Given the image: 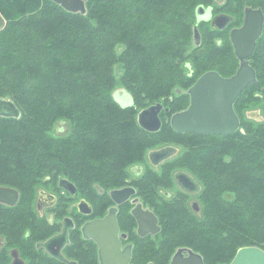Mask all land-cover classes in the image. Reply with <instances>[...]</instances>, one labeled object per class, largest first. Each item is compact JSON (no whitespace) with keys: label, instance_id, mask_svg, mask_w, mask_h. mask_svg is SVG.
Returning <instances> with one entry per match:
<instances>
[{"label":"trees","instance_id":"trees-1","mask_svg":"<svg viewBox=\"0 0 264 264\" xmlns=\"http://www.w3.org/2000/svg\"><path fill=\"white\" fill-rule=\"evenodd\" d=\"M212 3L87 0L85 12H73L54 0H0L6 20L0 97L20 109L18 116H0V185L19 192L15 204L0 203V233L8 245L33 244L38 227H45L37 224L33 202L46 181L58 187L57 180L67 178L94 194L98 183L121 184L127 167L153 146L173 144L185 147L173 165L202 183L203 216L172 209V240L216 264L230 261L240 246L264 249V120L241 115L242 107L257 104L264 116V28L250 56L257 80L234 104L239 129L181 133L170 123L171 114L189 105L187 90L201 74L215 69L229 76L239 66L228 35L221 44L211 37L214 28L202 37L196 9ZM223 6L236 23L246 6L264 12V0H225ZM120 84L131 104L115 98ZM155 102L168 110L160 114V129L150 131L137 116ZM57 120L70 121L68 134L50 132ZM6 262L0 254V264Z\"/></svg>","mask_w":264,"mask_h":264},{"label":"flooded vegetation","instance_id":"flooded-vegetation-1","mask_svg":"<svg viewBox=\"0 0 264 264\" xmlns=\"http://www.w3.org/2000/svg\"><path fill=\"white\" fill-rule=\"evenodd\" d=\"M210 12L209 19L198 22L213 25L214 16L227 13L215 12L214 5ZM182 151L173 144L150 149L146 162L127 167L121 184L98 183L94 194L73 181L75 187L61 184L67 178H59L58 187L46 181L37 188L33 202L37 224L45 227H38L30 245L10 246L0 233L5 264H216L194 247L172 240V209L182 206L189 216H203L201 181L173 165ZM183 172L193 181L185 180ZM191 251L202 258L192 257Z\"/></svg>","mask_w":264,"mask_h":264},{"label":"water","instance_id":"water-1","mask_svg":"<svg viewBox=\"0 0 264 264\" xmlns=\"http://www.w3.org/2000/svg\"><path fill=\"white\" fill-rule=\"evenodd\" d=\"M67 10L85 12L87 0H54ZM222 1V0H217ZM212 5H199L196 9L197 20L211 17ZM233 20L229 13H219L213 18V25L224 28ZM6 24L5 17L0 12V29ZM194 37L199 41L198 26L195 25ZM264 28V12L260 7L246 6L243 22L230 31V39L235 53L239 59V66L229 76L222 75L218 70L211 69L201 74L188 88L190 95L189 105L171 115L170 123L174 130L185 133L228 135L236 132L240 125V117L234 104L250 84L257 80V72L251 64L250 56L253 54L257 40ZM168 110L161 102L152 103L138 112L139 124L150 131L160 129L162 120L160 112ZM20 109L9 98L0 97V116H18ZM185 180L193 178L184 173ZM61 184L75 187L69 179H62ZM18 190L11 186L0 185V201L15 204L18 199ZM117 228V227H116ZM192 252V257L201 259L200 253ZM177 254L174 259L179 258ZM226 264H264V249L258 245L240 246L234 257Z\"/></svg>","mask_w":264,"mask_h":264},{"label":"rangeland","instance_id":"rangeland-1","mask_svg":"<svg viewBox=\"0 0 264 264\" xmlns=\"http://www.w3.org/2000/svg\"><path fill=\"white\" fill-rule=\"evenodd\" d=\"M217 0H214V3H212V5L215 6V12H219V11H224V12H227L229 14L232 15V13L230 11H228V9H224L225 6L224 3H225V0L223 3H217L216 2ZM205 6H209L208 4H206ZM233 16V15H232ZM243 18H244V10H243V16L237 21V23L235 22V19H234V16H233V20L228 24V26L224 29H221V28H217L215 27L214 25L211 24L210 21H201L199 24H201L202 28H201V34H202V37L203 35L205 37L206 36V33L208 32L209 29L211 28H214L213 31H211V37L213 38V40H215L218 44H221L222 42H224V38L225 36H229L230 37V30L233 26L235 25H241L242 22H243ZM217 28V29H216ZM200 36V35H199ZM210 37V38H211ZM198 39V38H197ZM196 39V40H197ZM115 70L118 73H120V65L117 64L115 65ZM3 97V96H2ZM3 98H9V97H3ZM115 98L122 104V105H128V104H131L132 103V98H131V95L121 86V84L116 88V91H115ZM190 100V99H189ZM243 108V111L241 113V115L243 114V116L245 118H249L251 117L253 120L255 121H258V120H264V116L261 115L262 111L260 110V107H258L257 104H252L251 106H249V108H245V107H242ZM263 114V113H262ZM172 115V114H171ZM70 129H71V123L69 120H57L51 127L50 129V132L55 135V136H63V135H66L70 132ZM186 141H183V142H187L189 140H192V139H187L185 138ZM164 144H159V145H155L152 147L153 148H156V147H160ZM184 147V146H183ZM182 147V148H183ZM185 148V147H184ZM183 148V150H184ZM181 149V148H180ZM185 152V150L183 151ZM181 154V153H180ZM145 160V162L148 160L147 159V154L146 156L141 159L140 161L138 162H134V163H131L129 165V167L132 168H135V167H138L140 166V163L143 162ZM174 163V162H173ZM59 180V179H58ZM57 180V182H58ZM50 189L52 187L48 186ZM224 194L226 196H232V194L230 192H224Z\"/></svg>","mask_w":264,"mask_h":264}]
</instances>
